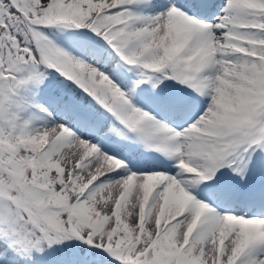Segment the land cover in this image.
<instances>
[{"label": "snow or ice", "instance_id": "obj_1", "mask_svg": "<svg viewBox=\"0 0 264 264\" xmlns=\"http://www.w3.org/2000/svg\"><path fill=\"white\" fill-rule=\"evenodd\" d=\"M0 264H264V0H0Z\"/></svg>", "mask_w": 264, "mask_h": 264}]
</instances>
